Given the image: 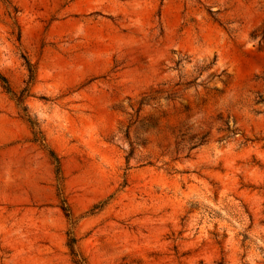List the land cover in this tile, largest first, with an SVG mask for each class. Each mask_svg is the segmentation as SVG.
<instances>
[{
	"label": "rangeland",
	"instance_id": "374dc122",
	"mask_svg": "<svg viewBox=\"0 0 264 264\" xmlns=\"http://www.w3.org/2000/svg\"><path fill=\"white\" fill-rule=\"evenodd\" d=\"M0 264H264V0H0Z\"/></svg>",
	"mask_w": 264,
	"mask_h": 264
}]
</instances>
